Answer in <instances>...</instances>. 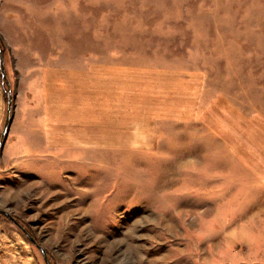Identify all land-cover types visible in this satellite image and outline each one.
Instances as JSON below:
<instances>
[{
	"label": "rangeland",
	"instance_id": "1",
	"mask_svg": "<svg viewBox=\"0 0 264 264\" xmlns=\"http://www.w3.org/2000/svg\"><path fill=\"white\" fill-rule=\"evenodd\" d=\"M0 54V264H264V0H0Z\"/></svg>",
	"mask_w": 264,
	"mask_h": 264
},
{
	"label": "water",
	"instance_id": "2",
	"mask_svg": "<svg viewBox=\"0 0 264 264\" xmlns=\"http://www.w3.org/2000/svg\"><path fill=\"white\" fill-rule=\"evenodd\" d=\"M0 62H2L1 54H0ZM2 75H4V73H2ZM10 123H11V93H10V91H8L7 92V113H6V118L4 121L3 129H2L1 135H0V146L2 145L3 141L5 140V138L8 134ZM0 212L7 215L13 222L17 223L16 219L10 213H8L4 210H0ZM30 239L34 241V239L32 237H30ZM40 249L42 251L45 263L49 264L45 250L42 247H40Z\"/></svg>",
	"mask_w": 264,
	"mask_h": 264
}]
</instances>
